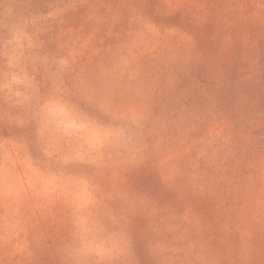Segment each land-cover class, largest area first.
<instances>
[{
  "label": "rangeland",
  "instance_id": "1",
  "mask_svg": "<svg viewBox=\"0 0 264 264\" xmlns=\"http://www.w3.org/2000/svg\"><path fill=\"white\" fill-rule=\"evenodd\" d=\"M0 264H264V0H0Z\"/></svg>",
  "mask_w": 264,
  "mask_h": 264
}]
</instances>
